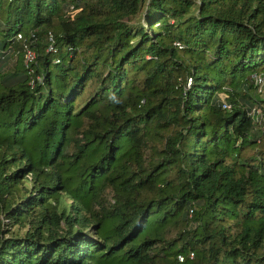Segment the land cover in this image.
Returning <instances> with one entry per match:
<instances>
[{
	"label": "trees",
	"instance_id": "obj_1",
	"mask_svg": "<svg viewBox=\"0 0 264 264\" xmlns=\"http://www.w3.org/2000/svg\"><path fill=\"white\" fill-rule=\"evenodd\" d=\"M254 74L264 0H0V264H264Z\"/></svg>",
	"mask_w": 264,
	"mask_h": 264
},
{
	"label": "built area",
	"instance_id": "obj_2",
	"mask_svg": "<svg viewBox=\"0 0 264 264\" xmlns=\"http://www.w3.org/2000/svg\"><path fill=\"white\" fill-rule=\"evenodd\" d=\"M176 44H177V46L179 48L181 47V45L179 43H176ZM27 54H28V57H30V59H32L34 57V53H32L30 51V49H27ZM253 80H254L255 86L260 91L261 90V87L264 86V76L261 75V74H254L253 75ZM222 106H223V108H227L228 107V104L225 101H222ZM251 114L254 115L259 122L262 121V120H264V114H263L262 110L259 109V108L258 109L257 108H253L252 111H251ZM180 259H182V258L180 257Z\"/></svg>",
	"mask_w": 264,
	"mask_h": 264
},
{
	"label": "rangeland",
	"instance_id": "obj_3",
	"mask_svg": "<svg viewBox=\"0 0 264 264\" xmlns=\"http://www.w3.org/2000/svg\"><path fill=\"white\" fill-rule=\"evenodd\" d=\"M30 51H31L32 53H34L32 50H30ZM29 59H30V57H28L27 50H26L25 53H24V60L27 61V60H29ZM257 92H258V94H257L258 97H259L260 99L264 100V86L261 87V90H260V91H259L258 88H257V89H256V93H257ZM219 97H224L223 93H220V94H219ZM263 104H264V103H263ZM1 219H3V218L1 217ZM3 223H4V225H3L4 227H6V228H7V227H8V228L11 227V226H9L8 224H6L7 222H6V220H4V219H3ZM21 231H23V229H22Z\"/></svg>",
	"mask_w": 264,
	"mask_h": 264
}]
</instances>
